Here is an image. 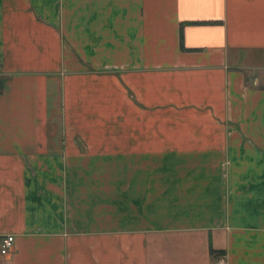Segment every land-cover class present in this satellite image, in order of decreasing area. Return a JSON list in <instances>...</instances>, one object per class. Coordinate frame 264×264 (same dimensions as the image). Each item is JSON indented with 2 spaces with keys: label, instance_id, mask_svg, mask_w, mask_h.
Here are the masks:
<instances>
[{
  "label": "crops",
  "instance_id": "0c3cea01",
  "mask_svg": "<svg viewBox=\"0 0 264 264\" xmlns=\"http://www.w3.org/2000/svg\"><path fill=\"white\" fill-rule=\"evenodd\" d=\"M8 235L0 264H264V0H0Z\"/></svg>",
  "mask_w": 264,
  "mask_h": 264
},
{
  "label": "built area",
  "instance_id": "2783aa9c",
  "mask_svg": "<svg viewBox=\"0 0 264 264\" xmlns=\"http://www.w3.org/2000/svg\"><path fill=\"white\" fill-rule=\"evenodd\" d=\"M11 242H12V236L8 235L5 238H3L0 243V253H5V251H7V249L11 245Z\"/></svg>",
  "mask_w": 264,
  "mask_h": 264
},
{
  "label": "trees",
  "instance_id": "16d2710c",
  "mask_svg": "<svg viewBox=\"0 0 264 264\" xmlns=\"http://www.w3.org/2000/svg\"><path fill=\"white\" fill-rule=\"evenodd\" d=\"M191 24H203V23H191ZM182 27H183V24H180L179 25V28H178V45H179V50L180 51H187L183 45H182Z\"/></svg>",
  "mask_w": 264,
  "mask_h": 264
}]
</instances>
